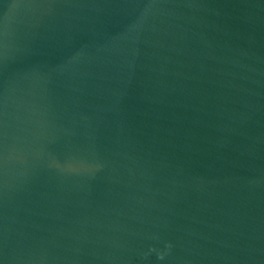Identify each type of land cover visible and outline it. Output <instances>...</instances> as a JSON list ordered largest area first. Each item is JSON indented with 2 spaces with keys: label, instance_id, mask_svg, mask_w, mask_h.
Here are the masks:
<instances>
[{
  "label": "water",
  "instance_id": "obj_1",
  "mask_svg": "<svg viewBox=\"0 0 264 264\" xmlns=\"http://www.w3.org/2000/svg\"><path fill=\"white\" fill-rule=\"evenodd\" d=\"M0 264H264V0H0Z\"/></svg>",
  "mask_w": 264,
  "mask_h": 264
}]
</instances>
